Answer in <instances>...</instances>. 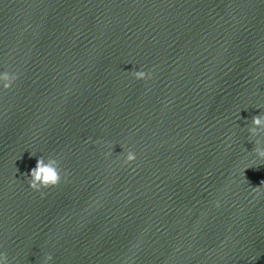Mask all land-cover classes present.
Listing matches in <instances>:
<instances>
[{"label": "water", "instance_id": "95a60500", "mask_svg": "<svg viewBox=\"0 0 264 264\" xmlns=\"http://www.w3.org/2000/svg\"><path fill=\"white\" fill-rule=\"evenodd\" d=\"M0 70L10 264H264V0H0Z\"/></svg>", "mask_w": 264, "mask_h": 264}, {"label": "clouds", "instance_id": "9594fccd", "mask_svg": "<svg viewBox=\"0 0 264 264\" xmlns=\"http://www.w3.org/2000/svg\"><path fill=\"white\" fill-rule=\"evenodd\" d=\"M136 80L147 81L152 79L151 70L145 71L143 68L129 72ZM20 78V74L12 70H0V92L11 91ZM249 141L254 142V153L260 160H264V113L253 116L247 128ZM111 152L105 153V158L111 156ZM136 160V154L128 151L124 157L125 164H131ZM28 177V186L36 192L43 193V190L50 187L58 186L62 181H68V173L61 174L60 161L52 156H40L36 159L35 167L25 174ZM0 264H10L5 253L0 252ZM42 264H54V258L51 254H47L43 258Z\"/></svg>", "mask_w": 264, "mask_h": 264}]
</instances>
